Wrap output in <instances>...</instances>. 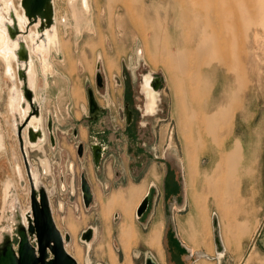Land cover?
<instances>
[{
    "label": "rangeland",
    "instance_id": "1",
    "mask_svg": "<svg viewBox=\"0 0 264 264\" xmlns=\"http://www.w3.org/2000/svg\"><path fill=\"white\" fill-rule=\"evenodd\" d=\"M87 1V21L85 18L76 32L68 1L53 0L55 25L63 49L46 53L48 67L44 72L38 55H32L37 87L45 99L40 106L43 128L46 120L44 105H55L56 101L63 106L69 99L75 104L80 102L82 107L76 114L80 116L84 112L88 115L90 90L98 105L105 107L95 121H89L88 116L82 118L92 135L102 133L99 138L123 136L126 149L116 163L124 169L142 163L155 170L157 181L145 188L148 206L140 217L136 215L135 205L145 192L133 203L135 210L125 212L115 206L104 217L103 204L110 203V197L127 196L136 186H127V176L117 190L105 187L104 168L102 178H98L89 139L82 137L83 152L79 156L78 143L57 135L55 149L58 155L74 162L73 180L69 171L62 168L61 157L55 159L47 172L42 169L37 157L49 152L42 145L44 141L40 147L27 146L30 167L36 169L41 185L49 194L55 224L62 234L70 235L65 246L78 259V264H85L86 258L89 264H112L109 253L117 264H144L147 254H152L159 264H171L168 246H174V225L178 223L181 228L186 225L193 212V195L203 194L211 232V240L204 248L210 257L197 264H264V0ZM13 2L17 6L18 0ZM127 9L131 13L130 19ZM58 19L66 20L67 26L58 24ZM178 48L191 58L190 67L182 73L174 60ZM98 57L103 75L101 86L96 83ZM148 73L154 79L156 76L161 78L156 89L159 91L157 107L152 114L144 111L147 101L141 88L142 77ZM18 77L16 84L20 86ZM12 85L0 57V135L4 143L0 150V241L10 230L11 241L16 245L18 221L12 216L11 200L13 196L17 197L21 212L29 208L30 192L8 108ZM76 87L78 95H73ZM124 95H127L125 98L133 111L135 124H142L136 129L141 142L149 148L146 155L138 156L133 149L135 143L127 139ZM221 113H228L229 120L222 124L221 134L217 136L209 133L207 125ZM72 124L70 119L65 126L70 128ZM105 129H108L107 135L102 131ZM186 141L204 143L186 151ZM205 142L213 147H206ZM234 146L240 148L233 149ZM189 153L197 157V173L191 183L185 173L186 154ZM219 156L244 158L234 176L227 177L234 184L235 180L238 182V189L228 190L223 199L226 205L221 206L214 205L212 196L204 190L205 175L216 168ZM107 160V163L111 162L113 157L108 156ZM16 161L21 166L24 185L20 184L15 172ZM61 172L63 184L59 181ZM81 172L85 173L93 194L88 206L82 199ZM110 176L114 178L112 171ZM8 181L13 185L4 202ZM50 187H53V193ZM126 214L132 219V231L136 236L129 253L124 250L120 237ZM157 226L161 227L160 253L147 243ZM87 227L95 228L88 239V248L81 240V233ZM213 227L221 237L222 246L219 244L217 248L220 254L213 249ZM195 255L187 259L188 264Z\"/></svg>",
    "mask_w": 264,
    "mask_h": 264
},
{
    "label": "bare ground",
    "instance_id": "2",
    "mask_svg": "<svg viewBox=\"0 0 264 264\" xmlns=\"http://www.w3.org/2000/svg\"><path fill=\"white\" fill-rule=\"evenodd\" d=\"M67 1H68L69 8H70V10H69L70 14H71L70 16L72 17L73 24H74V29L76 32H79V30L81 29L82 22L85 20V18L87 17V14L89 13V4H88L89 2L87 0H67ZM90 7H91V5H90ZM128 9H127V12L129 14V19H130L132 17H131V13L129 12ZM131 10H132V8H131ZM90 15H91V13H90ZM132 15H133V13H132ZM86 21H87V18H86ZM59 22L62 23L63 26L68 24L66 20L61 21L58 19V24H59ZM25 24H26V18L18 10V7L14 4L13 0H0V57L4 60L5 67H6V74L12 80V84H13L12 88L10 90V95H9V99H8V101H9L8 108L12 114V117H13V119H12L13 129L16 131L17 125L19 123H21L22 120L31 111L30 103H32L37 110V112L35 114L31 115L29 121L27 122V124L25 126V131L23 133L24 138H25L24 143H25V151H26L27 146H38V147H40V143L44 139V130H43V124H42L41 110H40V106H41L44 98L42 95H40L41 89L39 90L37 87V78H36V72L37 71H36V66H35V63L33 61L32 55L33 54L38 55L39 60L41 62L42 71L44 72L47 70V67H48V60L46 57V53L48 51H51V50H54L56 52L61 51L63 49V44H62L61 39L58 35V30L56 29L55 24H51L50 26L45 25L43 27L38 24V25L34 26V28L30 29L27 34H16L15 29L16 28H23ZM24 52L27 55V57L25 59H24ZM140 54H142V53H140ZM98 56H99V54H98ZM170 56H171V54H170ZM190 59L191 58H190L188 53L186 54V51L180 56L179 62H180L181 66L178 68L180 70V73H182V71L184 69L186 70L187 68L190 67ZM97 62H99V57H98ZM154 64H156V62H154ZM167 64H168V62H167ZM14 65L16 67H14ZM98 66H99V64H98ZM22 74H24V78L22 77ZM17 75L19 76L18 78L20 81V86H18L16 84V82H17L16 76ZM172 78H173V76H172ZM25 87H27L29 90H31L32 99L30 100V103H29L28 99L25 97V92H24ZM142 90L144 91L145 96H146V100H147L146 112L149 114H152L155 112L156 107H157V100L159 98L157 92H159V91L156 90L154 87V77L152 76L151 73H148V74L143 76ZM61 93H63V92H61ZM66 95H68V94H66ZM180 96H184V95L181 94ZM58 100H60V99H58ZM193 104L194 105L197 104L196 99L193 100ZM56 107H58V106H56ZM62 118H64V117H62ZM46 120H47V117H46ZM46 120H45V127H46V123H47ZM228 120H229V114L228 113H221V114L217 115L216 117L212 118L211 121H209L208 125H207L208 130H210L209 133H214L215 135L217 134V136L220 135L222 124H225L226 122H228ZM28 131H33V133L35 135L34 141L28 140V138H27ZM186 132H188V130H186ZM3 148H4V143H3V146L1 149H3ZM40 164H41L42 169H44L47 172L48 168H49L47 161L45 159H41ZM15 172L18 176L20 184L24 185L25 179H24V176L22 173L21 166L19 165V163L17 161L15 162ZM31 175L33 177V181H34L35 186H36V191L38 192L41 184H40V181L38 178V172L36 171V169L31 168ZM12 185L13 184L11 181H8L5 185L4 202H6L8 196H10L9 191H10ZM11 204L13 205L12 216L19 222L20 226H26L27 222H28L29 208L20 212L19 205H18L19 203H18V199L16 196H13V198L11 200ZM109 211H110V208L108 205H106L104 210H103V216L106 217L108 215ZM4 212L6 213V211H4ZM14 218H13V220H14ZM107 226H108V224H107ZM132 228H133L132 219L129 216V214H126L125 220H124V225L122 226V229H121V236L120 237H121L122 245L124 246V250L127 253H129V251L131 249V244L133 242H135V239H136L135 234H133ZM9 232H10V230L8 231L7 234H5L2 237L1 241L2 240H4L3 242L9 241V239H10ZM93 232H95V228H93ZM202 236H203L202 245H203V247H206V245L209 242V236H208L206 229H204ZM83 241L88 248L90 245V242L87 240H83ZM147 243L151 249L160 253V251H161V227L160 226H157L151 232ZM65 248L78 261V259L70 252L69 248H67V246H65ZM78 253H79V258H80L81 254H80V252H78ZM108 253H109V251H108ZM108 255L110 257V262L112 264H117L115 257L112 256V254H110V253ZM85 264H89L88 258H86Z\"/></svg>",
    "mask_w": 264,
    "mask_h": 264
},
{
    "label": "crops",
    "instance_id": "3",
    "mask_svg": "<svg viewBox=\"0 0 264 264\" xmlns=\"http://www.w3.org/2000/svg\"><path fill=\"white\" fill-rule=\"evenodd\" d=\"M54 10H55V7H54ZM147 13H149V11H147ZM155 17H157V14ZM184 52L185 51H182L180 48H178V52H177L178 54L176 56L177 59L174 58V60H176L177 67L181 66L179 59H180V56ZM68 102L69 103H67V105L65 104V106L63 105L61 106L59 101H56L55 105L54 104L44 105L43 110L45 112L46 117L47 116L51 117L54 144L51 145L48 132L46 129L43 128L45 137L43 139L44 143L42 145L43 147H46L49 152L45 153L44 155L40 157H37V159L38 160L45 159L48 165L51 166L55 163V159L58 160L61 157L62 168L69 171L71 180H73V175L75 174L74 162L70 159L65 160L62 158V155L61 156L58 155V150L55 149L57 142H58L57 135L59 133L62 135V137L64 136L63 138L69 141H72L74 143H82L83 142L82 137L84 136L88 139L89 133L91 131L89 130L88 124L84 123L82 118L83 116H88L89 121H93V120L89 118V109H88V115H85L84 112H82L80 116L76 114L77 111L81 109L82 103L79 102L78 104H75L70 99ZM99 106L101 107V109L105 108L101 105ZM61 107H64V108H61ZM70 119L73 120V124L70 128H67L65 126V123L70 121ZM68 131H70V133ZM98 131H101V130H98ZM102 131H104L105 135H107L108 129H105ZM82 132H84V135H82ZM100 135H103V134L101 133ZM97 139L95 140L96 141L100 140L102 145H104L103 148L105 149L104 151L105 153H103L101 156L99 166L98 167L94 166V167L97 168L96 175L98 178H102L101 175H102V170L104 168L105 180H103V183L105 187H111L113 190L114 189L117 190L120 187L119 185H122L121 184L122 181L127 176L128 178L126 179L127 180L126 183H127V186H129L130 188L134 186H138L140 184H142L146 188V186L151 187L156 183L157 179L154 176L155 170L153 168L148 169L146 168L144 164L141 163L140 165L138 164V166H135V168H133L132 166H129L128 169H124L122 168L120 164L118 165L116 163V161H119L117 159L123 156L124 151L126 149V142L123 136L121 135L118 137L117 136H114V137L106 136V137L99 138L98 140ZM138 139H140L139 136H138ZM138 139H137L138 142L133 141L135 143L133 149L137 150L138 156L146 155V153L150 152L149 148L147 149V147L145 146L146 145L145 142H141ZM186 142H187L185 145L186 151H188L190 148H196L198 145H201V143L202 144L204 143L203 141L201 142L186 141ZM205 145L206 147L208 146V148L213 147L211 146L213 144H210L208 142H205ZM219 145L218 147H221ZM149 147H151V144ZM232 148L238 149L240 148V146H234ZM134 154H136V152ZM108 156L113 157V161L111 160V162L107 163ZM243 159L244 158L242 157H236V156H229V157L219 156V162L216 165V168L213 170L212 173L210 174L207 173L205 175L206 186L204 190L206 194H209L212 196L214 205L216 204L219 206L224 205L226 203V201L223 200L224 195L226 196L228 190L231 191L234 189H238V182L235 180V184H234V181L233 180L229 181L227 177L234 176L233 174L234 171L238 170V166L241 162H243ZM111 171L114 173L113 179L110 176ZM185 173H186L189 183H191V181L195 179V176L197 173V157H195V155L191 153L186 154ZM63 176H64L63 172H61V177H59V181L62 184L64 183ZM52 188L50 191L53 193L54 191H52ZM144 192H145V189L136 188V189H133L127 196H124L122 194L113 195L112 197H110L112 198V201L110 203H104V204H108L110 211L115 206H118L121 211L129 212L132 209H134L132 208V205L135 201H137L138 196L142 195ZM205 198L206 197L203 194H194L192 197V201H191L192 208H193L192 216L185 222L186 225H184L183 228L179 227L178 223H175L173 231H172L174 246L173 247L171 245L168 246V250H169L168 253L170 256L169 260L171 261L170 262L171 264H188L187 259L190 256H192L194 253L196 255L194 259L190 262V264H195V261L198 259L199 260L196 262V264L199 262L205 261L202 257L198 256L199 252L207 253L206 249L202 245V239H203L202 233L204 229L207 230L209 241L211 240V232H210V228L207 222V208L205 206ZM141 200L142 198L139 199L138 203H136L135 208L136 206H138ZM238 229L240 231L243 230L242 226H239ZM200 247L204 251H202ZM213 249L215 251L214 246H213Z\"/></svg>",
    "mask_w": 264,
    "mask_h": 264
},
{
    "label": "water",
    "instance_id": "4",
    "mask_svg": "<svg viewBox=\"0 0 264 264\" xmlns=\"http://www.w3.org/2000/svg\"><path fill=\"white\" fill-rule=\"evenodd\" d=\"M18 10L26 18V24L23 28H16V34H27L31 26H50L55 24V10L53 0H18ZM27 55L24 52V59ZM99 64V66H98ZM96 83L98 86L102 85L103 75L100 71V62L96 66ZM19 72V71H18ZM24 78V74H22ZM154 87L158 88L161 82L160 76L155 77ZM25 97L29 103L32 99L31 90L25 87ZM31 111L16 127V135L18 138L19 148L22 153L23 163L26 171L27 180L29 183L30 205L28 222L26 226H20L19 222L16 227V237L18 239L16 245L11 241L0 242V264H78L76 259L66 250L65 243L70 240L68 233L62 234L57 228L53 219L49 194L46 188L41 185L39 191H36V186L31 175V167L25 151L24 131L27 122L32 114L37 112L36 108L30 103ZM88 109L89 118L91 120L97 119L99 112L102 110L96 102L91 91L88 90ZM47 123L45 129L48 132L51 145L54 144V137L52 131L51 117L47 116ZM45 137V133H44ZM27 138L29 141L35 140L33 131H28ZM83 144L78 143V155H82ZM93 162L94 166L98 167L100 164L102 153L105 151L99 144H92ZM41 184V183H40ZM80 189L82 192V199L84 205L88 206L93 198L89 181L84 172L80 174ZM148 206V197L145 195L136 208V215L140 217ZM216 218L212 215V223L214 224ZM213 227V241L215 252L220 254L217 250L219 244L221 245V237L219 232L215 233ZM93 229L87 227L81 233V240H87L92 236ZM215 236L216 239H215ZM222 246V245H221ZM198 256L206 259L209 254L199 252ZM144 264H158L157 260L152 254H147Z\"/></svg>",
    "mask_w": 264,
    "mask_h": 264
},
{
    "label": "flooded vegetation",
    "instance_id": "5",
    "mask_svg": "<svg viewBox=\"0 0 264 264\" xmlns=\"http://www.w3.org/2000/svg\"><path fill=\"white\" fill-rule=\"evenodd\" d=\"M142 84H143V77H142ZM74 90L75 91H73V95H78V88L76 87ZM157 94L159 95V92H157ZM126 96L127 95H124V100H123V104H124V108H125V114H126V124H125L124 130L127 133V136H128V139L129 140L138 142L137 141V139H138V134H137L138 133V130L136 129V127L139 128V127L142 126V124H139V126H137L138 124L137 125L135 124V119L133 117V111H132V109L129 108V102H128L127 98H125ZM145 101H147L146 100V96H145ZM144 111L146 112V107H145ZM95 120H93V121H95ZM91 132L92 131H90V133H89V138L88 139H89V146H90V149H91V152H92V157H93L92 144H99V146L101 148H103L104 145H102V143L100 142V140L99 141H96L95 140V139L99 138L98 135H100L101 133L94 136V135H92ZM138 140L141 141V139H138ZM2 146H3V140H2V136L0 135V149L2 148ZM82 152H83V148H82ZM103 153H105V152H103ZM136 188H143V189H145V187L143 185H138L134 189H136ZM146 192L147 191L145 190V195H146ZM106 205H108V204H103L102 213H103V210H104V208H105Z\"/></svg>",
    "mask_w": 264,
    "mask_h": 264
}]
</instances>
